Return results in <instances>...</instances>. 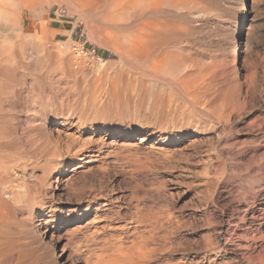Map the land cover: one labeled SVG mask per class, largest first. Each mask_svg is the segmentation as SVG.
<instances>
[{
  "label": "bare ground",
  "instance_id": "bare-ground-1",
  "mask_svg": "<svg viewBox=\"0 0 264 264\" xmlns=\"http://www.w3.org/2000/svg\"><path fill=\"white\" fill-rule=\"evenodd\" d=\"M54 7L60 18L63 12L69 17L78 16L86 28L92 26L94 19L98 23L94 25L95 33L101 34L99 45L119 55L120 60L99 63L91 78H76L80 72L74 68L75 60L85 57L86 48L70 40L54 42L58 30L48 27ZM247 7V0H0V107L17 88L7 81H15L26 65L33 68L31 65L41 58V47L53 50L45 55L54 64L52 71L62 98L57 104L55 97H45L39 89L43 96L33 102L41 105L25 110L29 113L22 122L26 124L22 135L10 125L12 113L0 110V264L39 263L36 245L44 243L45 237L37 224L43 214L39 209L53 185L54 172L72 163L71 155L78 156V150L72 151L81 138L75 133L66 134L65 126L76 124L80 134L88 129L102 131L103 126L89 127L83 117L98 120L105 110L116 117L137 112L148 119L187 122L200 118L227 126L253 102L257 103L260 89L256 64L246 61L243 65L237 53V33ZM31 47L32 53L23 52ZM35 86H31V92L38 97ZM91 108L97 110L91 112ZM60 114L62 118H58ZM74 114L78 117L76 123L71 118ZM136 128L106 127L108 135L117 136L109 143L129 148L130 139L138 132ZM153 134L156 135L151 131L147 135ZM157 138L167 142L172 139L165 134ZM15 167L21 168L28 178L13 177L11 170ZM217 187L219 201L223 194L221 186ZM58 195L53 192L50 197L54 200ZM60 211L59 216L52 218L66 220L64 227L73 225L66 228L73 236L80 220L75 216L77 212L64 219V207ZM255 211L251 210L250 217L257 226L251 235H246L254 243H242L247 252L236 256V264H243L244 260L247 264H264V206L260 213ZM152 224L156 228L158 220ZM145 240L131 241L128 246L118 241L105 243L100 253L93 256L96 259L89 262L143 264L151 251L149 240Z\"/></svg>",
  "mask_w": 264,
  "mask_h": 264
},
{
  "label": "rangeland",
  "instance_id": "rangeland-1",
  "mask_svg": "<svg viewBox=\"0 0 264 264\" xmlns=\"http://www.w3.org/2000/svg\"><path fill=\"white\" fill-rule=\"evenodd\" d=\"M247 6V15L237 33V53L243 65L250 61L258 69L257 103L253 102L239 120L227 126L200 118L187 122L148 119L137 112L116 117L107 110L98 120L83 117L89 127L103 126L102 131L88 129L80 134L76 124L65 126L66 134L75 133L81 138L72 151L78 150V156L71 155L72 163L54 172L53 185L39 209L43 214L37 224L45 237L44 243L36 245L38 264H89L105 243L118 241L128 246L131 241L145 239L149 240L151 251L143 264H236V256L247 252L243 244L254 241L246 235H251L257 226L251 221V210L256 209L258 214L264 206V0L256 4L247 0ZM55 10L51 9L48 23L50 29L58 30L54 42L70 40L86 48L85 57L75 60L78 68H74L80 72L76 78H91L99 63L120 60L119 55L99 45L101 34L95 33L94 25L98 23L94 19L87 29L78 16L69 17L63 12L60 18ZM31 48L23 52L32 53ZM41 48V58L35 67L31 65L36 71L32 72L28 58L29 65L23 72L20 70L21 75L15 81H7L17 88L15 95L5 99L0 107L2 112L12 113L10 125L18 135L26 127L22 122L29 112L25 110L41 105H34L33 101L38 102L43 95L55 97L57 104L62 101L52 71L54 64L45 55L53 50ZM33 85H37L38 97H33ZM71 118L76 123L78 117L74 114ZM111 126L137 127L129 148L109 143L117 139L108 135L106 127ZM151 131L156 135H147ZM160 134L171 136V142L161 141L157 138ZM11 173L13 177L29 176L19 167ZM217 185L223 194L220 202L216 201ZM53 192L62 197L51 199ZM63 207L64 219L74 211L80 218L73 236L66 230L73 225L64 227L66 220L52 218L59 216ZM157 220L158 226L153 228L152 223Z\"/></svg>",
  "mask_w": 264,
  "mask_h": 264
}]
</instances>
